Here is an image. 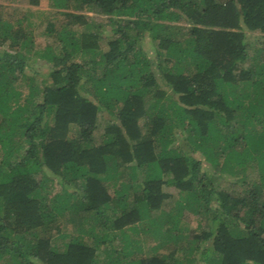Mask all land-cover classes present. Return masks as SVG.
<instances>
[{
    "label": "trees",
    "instance_id": "trees-1",
    "mask_svg": "<svg viewBox=\"0 0 264 264\" xmlns=\"http://www.w3.org/2000/svg\"><path fill=\"white\" fill-rule=\"evenodd\" d=\"M49 9L0 13V264H264V0Z\"/></svg>",
    "mask_w": 264,
    "mask_h": 264
},
{
    "label": "rangeland",
    "instance_id": "rangeland-1",
    "mask_svg": "<svg viewBox=\"0 0 264 264\" xmlns=\"http://www.w3.org/2000/svg\"><path fill=\"white\" fill-rule=\"evenodd\" d=\"M37 1V3H32L30 0H0V13L6 17L11 16L13 19L26 18L27 20H29L30 23L26 20H23V26L26 29H30V31L32 32L31 34L34 39V44L36 48L43 47L44 45H54L55 43L53 42L52 38H47L43 36L42 32L44 29V24L42 23V21H40V12L50 10V0ZM87 14L91 16L96 22H103V20L106 19L105 16L94 13L92 11L87 12ZM59 23L60 19L57 21V25ZM105 27L107 28L108 26ZM105 27L103 29L104 39L101 40V46L103 49H106V40L110 35V33L105 30ZM259 39H261V37ZM48 71L49 67L45 65L42 59L34 57L28 61L26 72L29 77H32L33 82H35V84H39L43 76H47L46 74L48 73ZM194 156L200 157L198 154H195ZM217 181L220 187L230 186L227 181ZM164 189L169 193H176V190L171 186H165ZM192 224H195L194 220L192 221Z\"/></svg>",
    "mask_w": 264,
    "mask_h": 264
}]
</instances>
